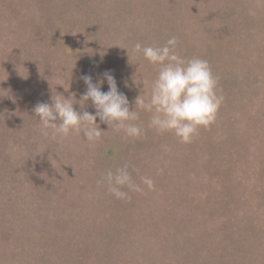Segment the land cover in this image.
<instances>
[{
	"label": "rangeland",
	"instance_id": "obj_1",
	"mask_svg": "<svg viewBox=\"0 0 264 264\" xmlns=\"http://www.w3.org/2000/svg\"><path fill=\"white\" fill-rule=\"evenodd\" d=\"M20 1L45 4L0 0V264H264V29L254 28L264 0H56L40 30L9 8ZM144 16L180 37L181 56L209 62L224 97L215 123L187 144L149 129L139 110L141 139L99 118L94 144L46 138L40 122L31 136L34 106L56 94L79 101L82 74L103 80L95 53L118 56L135 37L127 22ZM155 76L143 88L120 79L130 109ZM73 107L95 111L90 100ZM125 163L144 190L119 200L98 181Z\"/></svg>",
	"mask_w": 264,
	"mask_h": 264
},
{
	"label": "clouds",
	"instance_id": "obj_2",
	"mask_svg": "<svg viewBox=\"0 0 264 264\" xmlns=\"http://www.w3.org/2000/svg\"><path fill=\"white\" fill-rule=\"evenodd\" d=\"M250 14L254 13L250 10ZM178 45L176 36H170L159 46L142 45L140 42L134 45L133 51L142 55L158 71L150 89L136 96L131 109L126 94L119 91L114 75L107 70L103 73V80L96 82L90 75L82 74L86 90L79 101L56 94L51 97V103L38 102L33 112L39 119L41 135L46 138L51 135L52 139H56L82 133L87 141L94 144L102 138L103 130L97 123L99 118L107 129L123 132L132 139H141L145 128L134 122L139 120V111H143L150 113L149 129L158 134L172 133L179 142L191 143L201 127L207 129L215 123L224 97L220 94L218 79L209 62L200 57L181 56L177 51ZM104 81L108 84L107 91H102L100 87ZM134 83L142 85V88L148 84L144 80ZM89 100L95 109L93 113L80 112L73 107L74 103L83 107ZM163 147L165 151L169 150L166 145ZM141 182L147 189H155L152 178L142 177ZM98 183H103L108 192L119 200H129V192L144 190L133 181L128 163L115 171H106Z\"/></svg>",
	"mask_w": 264,
	"mask_h": 264
},
{
	"label": "trees",
	"instance_id": "obj_3",
	"mask_svg": "<svg viewBox=\"0 0 264 264\" xmlns=\"http://www.w3.org/2000/svg\"><path fill=\"white\" fill-rule=\"evenodd\" d=\"M45 4L40 5L41 3H21L20 4H16L15 7H9L11 10H13L12 12L15 14V16L17 15V17H21L20 13L24 14H28L29 18L34 19L33 22H38L36 26L39 30L40 28L45 27V24H49L52 23L51 21H46V17H49L50 14L52 13V6L51 4H55V7H59L60 6V2L56 1V0H44ZM138 2H134L135 4H139V2H143V0H136ZM211 2H215V3H219V0H211ZM245 2H248L245 0ZM245 2L243 1V6L245 7H251L254 6L253 3H249L245 4ZM256 3H259V0L256 1ZM59 5V6H58ZM258 8L260 9V7H257V12H255L256 17H257V26L254 25L255 30L257 29L258 32H261L264 29V24H261L262 22V18H259L258 15L263 14V10L259 11ZM261 10V9H260ZM6 11V10H5ZM254 15V16H255ZM134 18H138L137 15H135ZM43 19V20H42ZM127 19V18H126ZM139 19V18H138ZM141 20H143L140 24L138 21L133 20L130 23V20L127 22L129 24L128 30H130L132 32V34L135 35V37L133 39L127 40L125 46L121 47V51L118 53V56L115 57H111L108 55V51L109 50H103V51H99L95 53V56L91 59V62H96L98 65L101 64L105 70L110 71L112 73V75H114L116 80H119L118 82V88L120 92H123L122 90V84L120 83V79L124 78V79H132L133 81L135 80H149L150 78L152 79V77L155 76L156 74V68L155 66H153L152 64H150L149 62L143 61L138 55H136V53L133 51V47H134V43L135 40L137 42H140L142 45H151V42L156 44L157 42H159V45H163L166 41L167 38H169L170 36H172L171 34H169V32H165L163 30V28L160 26V22L158 20L161 19H155V17H143L141 18ZM44 21L45 24H44ZM184 24V23H183ZM132 25L134 26V28L132 27ZM168 31L170 30V28H167ZM128 30L126 32H128ZM123 32V33H126ZM128 32V33H131ZM250 32H252V30H250ZM263 32V31H262ZM164 33V34H162ZM164 35V36H163ZM131 37V36H130ZM179 37V36H178ZM43 40L47 41L46 38L41 37V41L40 43H43ZM179 41V46H181L182 44V40L178 39ZM158 45V46H159ZM107 47V46H106ZM178 51V49H177ZM189 54V51H188ZM69 56H71L72 54H67ZM192 57H194V54H192ZM139 60V61H138ZM139 63V64H138ZM65 68L66 66L68 68H70V65H65L62 64ZM141 65V66H140ZM62 66V67H63ZM137 66H139V70L137 69ZM61 67V69H62ZM138 70V71H137ZM156 70V71H155ZM148 71L150 72V74L148 73ZM122 83L123 80L121 81ZM125 93V92H123ZM127 98L129 99V93H125ZM40 100V99H39ZM44 102L49 103L48 101L44 100ZM129 103H131V101H129ZM34 113V112H33ZM246 115L243 114V117L245 118ZM10 121H12V123H15L16 118L11 116V117H7ZM27 125H29V132L32 135L38 134V125L39 123V119L38 117H36L34 114H31L29 116V120L27 119ZM39 123V124H38ZM6 124V118L3 124V128ZM26 125V126H27ZM36 125V126H34ZM35 128L37 129V131H35Z\"/></svg>",
	"mask_w": 264,
	"mask_h": 264
}]
</instances>
